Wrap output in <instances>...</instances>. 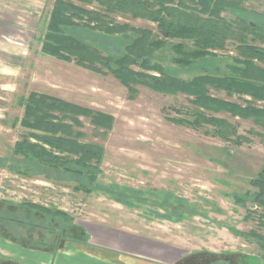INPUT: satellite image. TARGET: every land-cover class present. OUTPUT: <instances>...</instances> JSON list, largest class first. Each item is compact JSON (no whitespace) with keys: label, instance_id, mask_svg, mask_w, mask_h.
Masks as SVG:
<instances>
[{"label":"rangeland","instance_id":"obj_1","mask_svg":"<svg viewBox=\"0 0 264 264\" xmlns=\"http://www.w3.org/2000/svg\"><path fill=\"white\" fill-rule=\"evenodd\" d=\"M55 1L47 0L41 18L14 17L13 23L4 27L11 38L9 43L20 45L26 55L3 58L19 67V78L13 89L0 84V158L7 159L6 166L0 165V200L57 207L83 227L88 223L109 224L169 242L179 247L182 255L193 252L186 264H224L226 261L264 264V249L235 233L255 229L264 235V227L258 223L259 214L264 211L251 200L243 205L234 198L235 194L244 196L247 191L255 190L250 181L264 165V129L253 120L227 112L212 113L228 119L242 136L235 142L223 140L214 134L212 125L194 127L189 123L197 109L200 110L191 102V96L167 95L136 85L138 93L131 97L129 88L112 73L103 74L75 61L43 54L42 38ZM243 6L248 13H222L235 23L236 35L227 40L224 48L212 51L218 56L180 66L172 62V52L166 50L161 54L164 63L171 71L189 79L206 71L205 68L226 70L232 57L240 56L241 37L264 49V0H248ZM85 7L98 9L96 5ZM247 16L257 24L253 27L254 33L240 29V18ZM112 17L120 23L157 32V24L146 19L120 14H112ZM83 35L112 53L124 43L123 39L102 34L87 32ZM32 92L49 94L114 116L112 129L97 127L86 116H79L83 124L77 129L84 133L81 141L99 144L105 149L100 164L102 172L98 175L99 191L88 194L76 190L73 181L57 182L43 175L23 174L16 170L20 168L12 167L20 164L13 161V148L27 133L21 126L24 114L21 98H27ZM210 92L240 104H245L244 99L252 100L248 95H228L215 89ZM263 104V101L258 102V105ZM109 187L118 190V199L130 202L129 205L101 192ZM168 199L174 205L165 208L161 202ZM181 201L184 206L186 202L193 204L196 213L184 215L183 219L171 218L177 216L175 212ZM252 210L258 211L250 218L248 214ZM171 247L165 246L166 260L174 258ZM32 256L35 255L27 259Z\"/></svg>","mask_w":264,"mask_h":264},{"label":"trees","instance_id":"obj_2","mask_svg":"<svg viewBox=\"0 0 264 264\" xmlns=\"http://www.w3.org/2000/svg\"><path fill=\"white\" fill-rule=\"evenodd\" d=\"M246 1L56 0L42 38L41 52L64 61H75L80 66L103 74L112 73L129 88L131 97H136L138 93L136 85L162 94L191 96V102L200 110L197 109L189 123L194 127L210 124L214 127L215 135L235 142L242 139L236 126L212 113L227 112L253 120L264 129V104L258 105L259 101L264 102V66L260 64H264V49L241 37L238 46L240 56L232 57V62L226 64V70L205 68L206 71L189 79L171 71L161 54L169 50L172 52V62L180 66L215 58L218 55L212 51L224 48L227 40L236 35L235 23L227 20L222 13H248L243 6ZM85 5H96L98 9ZM112 14L131 15L154 22L157 32L120 23ZM250 20L248 16L240 18L239 26L243 32L254 33L253 27L257 24ZM87 32L120 38L124 43L115 53L108 52L84 37L83 33ZM211 89L225 91L228 95L236 93L240 97L248 95L252 100L244 99L245 104H240L212 95ZM20 105L24 107L21 126L27 129V133L13 148V161L17 160L20 164L12 167L20 168L16 170L23 174L43 175L57 182L73 181L76 190L88 194L99 191L101 187L97 182L102 172L100 164L105 149L102 145L81 141L84 133L77 129L83 124L79 116H86L95 126L105 129H112L114 116L38 92L21 98ZM172 120L185 123L184 120ZM6 162L7 159L0 158V165L6 166ZM250 183L255 190L247 191L244 196L235 194V201L246 205L251 200L264 211V165ZM117 191L109 187L101 192L117 200ZM172 198L178 200L177 197ZM169 199L163 204L161 202V205L165 208L173 206ZM120 201L126 205L130 203ZM181 202L175 212L177 216L171 218L183 219L184 215L196 213L193 204L186 202L184 206V202ZM256 211H249L248 217L252 218ZM259 216V226L264 227V212ZM235 233L249 243L257 242L264 249V235L255 229L236 230ZM0 239L26 248L56 253L67 244L71 245V242L87 244L89 234L85 227L75 223L69 213L57 207L0 200ZM192 255L193 252L173 264H186ZM0 264L28 263L0 254ZM224 264L231 263L226 261Z\"/></svg>","mask_w":264,"mask_h":264},{"label":"crops","instance_id":"obj_3","mask_svg":"<svg viewBox=\"0 0 264 264\" xmlns=\"http://www.w3.org/2000/svg\"><path fill=\"white\" fill-rule=\"evenodd\" d=\"M261 1L258 0V2ZM46 4L47 0H0V84L2 87L13 89L19 78V67H16L12 61H5L4 56L16 58L19 55H26L24 51L21 52L20 45L9 43L8 40L11 38L6 35L4 27L8 25L7 23H13L14 17L41 18ZM85 228L89 234L87 244H67L53 253L26 248L0 239V254L28 264H129V261H133V264L148 262L172 264L188 254L182 255L179 247L136 233L137 231L102 223H88L85 224ZM165 246H172L174 258L165 259ZM29 255H35L32 257L37 259H27Z\"/></svg>","mask_w":264,"mask_h":264}]
</instances>
